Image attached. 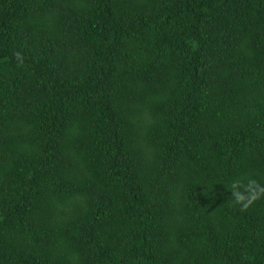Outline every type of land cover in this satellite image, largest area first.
<instances>
[{
    "label": "trees",
    "instance_id": "obj_1",
    "mask_svg": "<svg viewBox=\"0 0 264 264\" xmlns=\"http://www.w3.org/2000/svg\"><path fill=\"white\" fill-rule=\"evenodd\" d=\"M0 264H264V0H0Z\"/></svg>",
    "mask_w": 264,
    "mask_h": 264
}]
</instances>
